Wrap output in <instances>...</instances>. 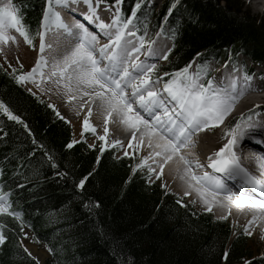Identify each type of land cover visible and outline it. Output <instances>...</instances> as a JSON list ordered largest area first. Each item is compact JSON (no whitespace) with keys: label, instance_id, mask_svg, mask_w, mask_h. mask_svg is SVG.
<instances>
[{"label":"trees","instance_id":"16d2710c","mask_svg":"<svg viewBox=\"0 0 264 264\" xmlns=\"http://www.w3.org/2000/svg\"><path fill=\"white\" fill-rule=\"evenodd\" d=\"M134 2L123 0L125 16ZM13 3L21 5L31 32L40 30L45 0ZM134 24L148 40L166 27L172 47L160 71L172 73L194 60L196 70L211 57L228 59L240 52L264 68V22L240 0H164L158 9L138 11ZM21 73L0 64V100L23 121L0 113V185L11 192L13 210L22 213V221L0 215L7 237L0 264H37L21 246L22 223L36 242L55 250L48 264H264V257L254 258L249 236L233 235L227 220L197 211L160 179L149 181L148 170L133 171L138 158L117 157L116 148L101 152V146L84 142L66 147L71 125L46 99L16 83L14 75Z\"/></svg>","mask_w":264,"mask_h":264},{"label":"snow or ice","instance_id":"6c2138e0","mask_svg":"<svg viewBox=\"0 0 264 264\" xmlns=\"http://www.w3.org/2000/svg\"><path fill=\"white\" fill-rule=\"evenodd\" d=\"M104 2L105 0H45L43 19L39 26L43 30L32 33L23 22L21 5L14 4L13 0H0V52H3L5 46L18 44L13 31L33 48L35 37H39V55L35 64L30 71L14 75L16 83L31 81L39 88L43 83L51 82L57 90L64 91L67 100H79L80 109L87 105V115L83 120L84 131H96L89 123L92 106L96 105L103 114L105 134L109 131L107 125L111 119L123 125L132 140L137 141L134 145L129 140V147L138 149L139 145L146 143L148 154L141 158L133 171L147 165L149 173L159 176L166 165L174 163L175 171L180 173V179L186 185L184 195L195 192L200 202L206 206V211H211L213 205H219L228 209L230 214L231 206L235 205L238 209L251 213V218L244 226V234L251 236L253 233L249 229L258 223L261 232H264V155L256 158L261 172L257 176L241 163L240 156L235 151V146L243 138L250 137L255 143L264 144V114L250 109L246 117L242 113L239 119L230 123L222 137L226 142L207 157L206 164L201 163L194 154L181 151L194 147L193 136L196 133L218 127L224 122L240 98L251 90L253 77L245 71L243 77H227V87L217 85L212 79L202 80V77L208 75L209 69L207 61H204L196 65L195 71H190L192 64L189 63L172 73L164 72L163 75L170 78L162 80L157 75L155 63L140 60L139 53L145 44H149L146 56H155L156 53L151 42L144 36H137L138 30L134 24L138 11L150 5L152 0H135L130 15L127 16L121 7L123 0H113L112 4L106 5V10L109 11L114 7L110 23L101 19L98 12L100 4ZM80 3L87 6V12L82 15L96 24L107 38V43L100 44L96 32L90 31L89 27L78 20L69 26L57 10L58 7L68 9L71 5ZM174 7L175 4L168 9L169 13ZM72 11L75 12L76 9ZM143 15L147 17L148 12L144 11ZM56 29L63 30L75 42L62 57H52L49 61L45 51L51 49L52 45L46 43V35ZM202 55L196 53L197 57ZM159 58L167 60L168 54L164 53ZM20 67L23 68V65ZM236 71L238 68L234 65L233 72ZM16 72L17 69L13 68L12 73ZM49 107L55 108L54 105ZM259 107L254 105L255 109ZM0 113L23 123L2 100ZM56 114L60 115L58 111ZM99 139L103 141L105 136H100ZM76 143L78 141L73 140L66 147L72 148ZM112 143L120 145L121 142L115 140ZM100 151H104V145ZM48 159L52 160V157L49 156ZM149 160L158 165L159 172L147 164ZM52 167H56L55 163ZM217 173H223L229 180L238 179L240 183L235 185L237 190L229 187ZM2 175L3 170L0 169V176ZM86 179L87 177L81 179L77 187L82 188ZM17 187L23 185L18 184ZM10 196L11 192H5L3 185H0V215L12 216L22 221V213L13 210ZM219 219H226V216L222 215ZM2 227L0 225V229ZM6 239V235L0 230V246L4 245ZM24 251L29 256L32 255L27 248ZM48 251L55 250L49 248ZM228 255L225 251L223 258L226 260Z\"/></svg>","mask_w":264,"mask_h":264},{"label":"rangeland","instance_id":"374dc122","mask_svg":"<svg viewBox=\"0 0 264 264\" xmlns=\"http://www.w3.org/2000/svg\"><path fill=\"white\" fill-rule=\"evenodd\" d=\"M240 1L242 3L243 9L245 11H249L259 21L264 22V14L259 13L256 9H254L251 6V4H249V0H240ZM4 2H7V0H4ZM163 2H164V0H152V3L150 5H148V7H154L156 9H158L163 5ZM105 3L106 2L100 4L98 11L101 14L103 13L102 15L103 16L105 15L106 16L105 19L107 20V22L110 23L111 22V15H112V11H114V7L112 8L111 11L106 10V5H104ZM81 4H75V5H76V7H81V8L86 7L83 3H81ZM106 4L108 5L109 3H106ZM71 6H70V8H71ZM57 10L61 12V15H62V18L64 19V21L66 23H68L69 26H71L72 23H69L67 20L70 17V14L67 12V10L65 8H60V7H58ZM101 14H100V16H101ZM177 15L179 16L180 12H178ZM86 26L89 27L88 25H86ZM40 30L42 31L43 29L40 28ZM93 30L94 29H91V31H93ZM165 32H166V27H165V29L158 31L156 34H153V36L149 40H147V38L145 37V39L147 41L151 42V47H152L153 51L156 53V55L154 56V58H152L150 60V62L155 63L157 65V75H160L162 80H164V75H163L164 72L163 71L159 72V69H160V67H162L163 65L166 64L168 59L165 60V59H161L159 57L164 54V51H165V53L167 52V54H169L168 50L171 49V47H172V41L169 38V36H167L165 34ZM97 33L98 32H96V34ZM12 34L17 36L18 44H10L8 46H5L3 52H0V64H2L10 72H12L13 68L17 69V71L23 70V73L28 72L34 66L35 61L39 55V37L37 36L38 38H36V40L34 41L35 48H33L32 46L26 44L23 40V37L19 36L18 33H15L13 31ZM137 36H139V35L137 34ZM70 37L71 36H68L61 29H56L54 31L47 33L46 43L52 45L51 49H46V51H45V56L49 58V61H51L52 57H56V58L62 57L67 51H69L71 49L72 46L70 47V49H67L66 45H65V43H67L69 41ZM100 41H101V39H99V42ZM148 48H149V44H145L144 52H141V58H140V60L145 61L147 63H148L150 56L149 57L147 56L146 58H144L143 55L148 51ZM208 60H209V61H207L208 65H209L208 72H211V74L209 75L210 78L208 77L209 79H212L215 81V78H217V76H219L220 72L226 71V68L229 66V64H234V65L238 66V71H236V73L240 74V65H241V68L243 70L249 69L251 71L250 75L253 77L251 84L252 83H261L263 85V87L259 88L258 90L263 91V89H264V68L258 64H255L254 62H252L250 60V57L248 55H246L245 53L240 52V53H238V54H236V55H234L228 59H226L224 56H221V58L211 57ZM195 63H196V60H194L191 63L192 68L190 69V71L195 70ZM9 64H11V67H9ZM21 64L23 65V68L20 67ZM45 71H47V69H45ZM257 73H260L261 75L256 76ZM227 76H232V72H227L226 77ZM153 78H155V77H153ZM202 80H205V77H202ZM37 82H39V81H37ZM23 84L27 88L31 89V91L33 93L39 95L43 99H46L51 105H54L56 111H58L60 113V115H59L60 118L62 117L61 116L62 114H66V115L70 116V118H73L72 121L74 123L72 124L71 121H69L63 117V119L65 121H67L72 127L73 137H72L71 141L76 140V141H78V143L84 142L88 146L94 145L91 148H94L95 146H102V145H104V149L116 148V149H118V151H116L117 157L125 155V152H127L128 156H133V157L138 158V163H140V160L142 157H144L148 154V153L146 154L145 152H143L142 148L140 146H138V149L134 148V147H129L128 141L123 140V142H121L120 145H114L112 142L115 140V138L102 135L100 132H98V130H96L93 133L91 131H84L83 129H80L79 125H80L81 121L83 123L84 117L82 115L83 109H80V107H79V100H77V101L67 100V97H66L64 91L63 90H57L56 86L53 83L45 82L39 88L36 86V83H33L31 81L24 82ZM254 105L260 106L258 109H256V110H259V112L264 111V109H260L261 106H264V102L253 103V104L249 105L247 108L240 109L236 112H235V110H232L229 113V115L225 117L224 122L222 124H220L218 127H214L215 130L213 131V133H215V134L217 133V135H215V134H212V135H215L216 137L220 138L221 141L223 142V143L222 142L221 143L224 144V142H226V139L222 138L224 130L228 127V125L230 123L239 119L241 114L242 113L244 114L245 110H247L246 113L244 114L246 117L248 115L250 108L252 110L254 109V108H252V107H254ZM77 113H79V114H77ZM76 128H79L80 132H78L77 135L75 136ZM82 133H83V136H82ZM100 136H105V139L103 141H101L99 139ZM120 139H122V138H120ZM249 139H250V137L244 138V140L246 141V143H245L246 146H248V143L251 142V141H249ZM76 144H74V145H76ZM246 155H248V153ZM252 161H251V163H252ZM147 164L151 165L153 168H156L157 172L160 171L158 168V165L152 163V161L149 160L147 162ZM256 165H257V162H256ZM143 169L148 170L147 165L145 167H143ZM156 179L161 180L162 186L167 191H169L173 194H176L179 197H181L182 199H184L188 202H191V203H193V201L195 200V203H193V204H194V208L197 211H199V212H202V211L212 212L215 217L219 218L218 216H216L217 210L214 206H213L211 211H206L205 210L206 206L200 202L198 197L190 196V195H187V196L184 195L185 190L181 189V187L173 185L170 182V177L166 176L163 172L159 176H157L156 174L150 173L149 181L156 180ZM174 190H178L179 192L174 191ZM224 220H227L232 225L233 235H236L239 232L244 233V231H243L244 225L234 223L231 220L230 215H226V219H224ZM26 228L29 230V234L25 235L22 231V236H21V240H20L22 248L24 249L27 247L31 253L41 254L38 256L40 260H37L36 258L34 259L37 262V264H43V263H41V262H43V259L41 257L43 255H45L44 264H48L49 259L51 258L50 252L48 251V247L42 242H39V241L36 242L34 240V236H33L32 231L28 227L24 226L23 230ZM249 238H250V240H249L250 247H251L252 251H254V253H255L254 258L255 257H264V245L258 241L257 236L252 234L251 236H249ZM31 257L33 258L34 256L31 255Z\"/></svg>","mask_w":264,"mask_h":264},{"label":"bare ground","instance_id":"6f19581e","mask_svg":"<svg viewBox=\"0 0 264 264\" xmlns=\"http://www.w3.org/2000/svg\"><path fill=\"white\" fill-rule=\"evenodd\" d=\"M249 4H251V6L254 9H256L259 13L264 14V0H249ZM104 5H107V4L105 3ZM72 9H76V11L73 12ZM66 10L70 14V17L67 19L69 23H72L73 24V23L76 22V20H78L80 22L83 21V23H85L86 25L89 26V29H94L95 32H97L98 30L100 31V29L96 26V24L88 21L85 18V16L82 15V13H86L87 12V6L85 8H81V7H76V5L74 4V5L71 6V8L66 9ZM100 14L101 13H99V15ZM102 14H101L102 17L100 16L101 19H103L106 23H109L105 19L106 16L105 15L103 16ZM101 34L98 36L99 39H101L100 42L102 44L107 43V38L103 34L102 35ZM74 42L75 41L73 40V38L70 37L69 41L67 43H65L66 48L67 49H70V47L74 45ZM141 52H144V48L141 50ZM141 52L139 53V58H141ZM164 53H165V51H164ZM143 57L146 58L147 56L144 54ZM152 58H154V56H150L149 57L148 63L151 64L150 60ZM233 66H234V64H229V66L226 68V71L225 72H220L219 73V76H217V78H215V83L217 85H221L222 84L225 87H227V85L229 83V80L227 79V77H230V76H227L226 77V73L227 72H232V76H239V77H243L245 71H247L248 74H251V71L249 69L243 70L241 68V65H240V74H238L236 72H233ZM236 67L238 68V66H236ZM260 75H261L260 73H257L256 74V76H260ZM261 87H263V85L261 83H252L251 90L247 91L245 93V95L240 98V100L235 104L233 110H235V112H236V111H238L240 109L247 108L249 105H251L253 103L264 102V89H263V91H259L258 90ZM252 108H254V107H252ZM92 109H93L92 110V114H91V116H89V123L92 124L93 127L96 130H98V132H100L102 135L115 138V140H119L120 138H122V139L119 140L120 142H123V140L124 141L132 140V137H131L129 131L123 125L119 124V122H113L111 119H109V123L107 125L109 131H108L107 134H105V132H104L105 124L103 122V114L97 108L96 105H93L92 106ZM260 109H264V106H261ZM253 110L259 111V110H256L255 108ZM82 111H83L82 112V115H83V117H85L87 115V105H85V108ZM246 111L247 110L244 111V114L246 113ZM261 112H262V114L264 113V111H260V113ZM61 116L64 117V118H66L67 120L71 121L72 124L74 123L72 121L73 118H70V116H68L66 114H62ZM253 119H256V117H253ZM83 120H84V118H83ZM79 126H80V129H83V123H82V121L80 122V125ZM80 129L79 128H76V130H75V136L77 135L78 132H80ZM214 130H215V128H210V129H206L204 131H201L199 133H196L193 136V140L195 141L194 147L187 148V149H182L181 151L182 152H187V153L194 154V156L196 158H198L201 163H205L206 164L207 163V157L211 153H213L216 150H218L223 145L222 144L223 142L221 141V139L215 136V135H217V133L216 134L213 133ZM212 134H215V135H212ZM249 141H251V142L248 143V146H246V144H245L246 141L244 140V138L241 139L237 143V145L235 146V151L240 156L241 163L246 168H248V170L250 172H252L253 174H255L258 171V167L256 165V158H257L258 155L253 152V149H258L260 147L261 148H264V144H257V143H255V141L252 138H250ZM132 143L133 144H137V141L136 140H132ZM139 146L142 148V151L143 152H145L146 154L148 153L149 149L147 148L146 143L145 144H142V145H139ZM247 153H248V155H246ZM251 161H252L253 164L251 163ZM180 167L182 168V165ZM175 168H176V165L174 163H170L169 165H166L164 167L163 173L166 176H169L170 177V182L173 185L178 186V187H181V189L186 190V185H185L184 181L180 179V173H177L175 171ZM205 170L206 171H210V169H205ZM220 178L223 179V178H226V177L223 174V176H220ZM232 181L233 182L240 183V181L238 179H234ZM174 191H178V190H174ZM190 196H196L197 197V195H196L195 192H192L190 194ZM213 206L217 210L216 216L220 217L222 215L223 216L230 215L231 216V220L234 223H237V224H243L245 226L247 224V221L251 218V213H246L245 211H242V210L238 209L235 205H232L231 206V208H230V214H229V210L228 209H223L219 205H213ZM249 230L255 236H257L258 241L261 242L264 245V232H261L260 224L258 223L257 225L251 227ZM23 233L24 234L25 233L26 234H29V230L26 228V229L23 230ZM31 254L37 260H40L38 256L41 255V254H38V253L37 254L31 253ZM41 258L43 259V262H41V263L44 264L45 255H43Z\"/></svg>","mask_w":264,"mask_h":264}]
</instances>
